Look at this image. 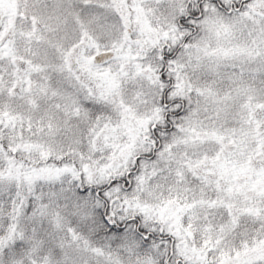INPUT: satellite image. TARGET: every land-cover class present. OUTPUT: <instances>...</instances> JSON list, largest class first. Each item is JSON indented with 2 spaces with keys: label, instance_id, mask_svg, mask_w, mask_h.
Listing matches in <instances>:
<instances>
[{
  "label": "snow or ice",
  "instance_id": "obj_1",
  "mask_svg": "<svg viewBox=\"0 0 264 264\" xmlns=\"http://www.w3.org/2000/svg\"><path fill=\"white\" fill-rule=\"evenodd\" d=\"M0 264H264V0H0Z\"/></svg>",
  "mask_w": 264,
  "mask_h": 264
}]
</instances>
